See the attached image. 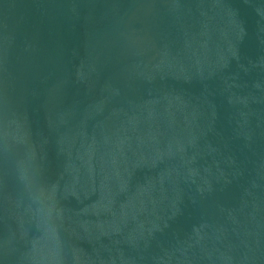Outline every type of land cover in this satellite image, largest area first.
Wrapping results in <instances>:
<instances>
[{
	"label": "water",
	"instance_id": "1",
	"mask_svg": "<svg viewBox=\"0 0 264 264\" xmlns=\"http://www.w3.org/2000/svg\"><path fill=\"white\" fill-rule=\"evenodd\" d=\"M0 264H264V0H0Z\"/></svg>",
	"mask_w": 264,
	"mask_h": 264
}]
</instances>
